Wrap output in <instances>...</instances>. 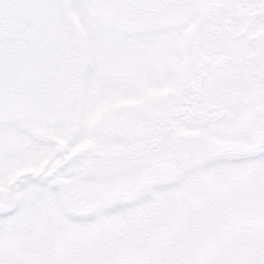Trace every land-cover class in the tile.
Masks as SVG:
<instances>
[{
  "label": "snow or ice",
  "instance_id": "snow-or-ice-1",
  "mask_svg": "<svg viewBox=\"0 0 264 264\" xmlns=\"http://www.w3.org/2000/svg\"><path fill=\"white\" fill-rule=\"evenodd\" d=\"M0 264H264V0H0Z\"/></svg>",
  "mask_w": 264,
  "mask_h": 264
},
{
  "label": "rangeland",
  "instance_id": "rangeland-1",
  "mask_svg": "<svg viewBox=\"0 0 264 264\" xmlns=\"http://www.w3.org/2000/svg\"><path fill=\"white\" fill-rule=\"evenodd\" d=\"M63 38V45L73 53L76 52L77 57L74 59L79 71V87L81 90H87L90 82L95 78L97 71L96 62L88 57L80 55L81 43L76 32V25L71 17L63 19L59 25Z\"/></svg>",
  "mask_w": 264,
  "mask_h": 264
},
{
  "label": "flooded vegetation",
  "instance_id": "flooded-vegetation-1",
  "mask_svg": "<svg viewBox=\"0 0 264 264\" xmlns=\"http://www.w3.org/2000/svg\"><path fill=\"white\" fill-rule=\"evenodd\" d=\"M64 38V37H63ZM67 48V47H66ZM74 55H75V58L77 57V54H76V52H74Z\"/></svg>",
  "mask_w": 264,
  "mask_h": 264
}]
</instances>
